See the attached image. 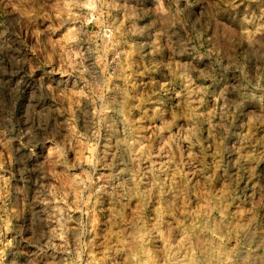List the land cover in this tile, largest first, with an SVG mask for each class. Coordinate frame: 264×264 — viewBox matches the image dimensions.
<instances>
[{"label": "clouds", "instance_id": "clouds-1", "mask_svg": "<svg viewBox=\"0 0 264 264\" xmlns=\"http://www.w3.org/2000/svg\"><path fill=\"white\" fill-rule=\"evenodd\" d=\"M0 264H264V0H0Z\"/></svg>", "mask_w": 264, "mask_h": 264}]
</instances>
